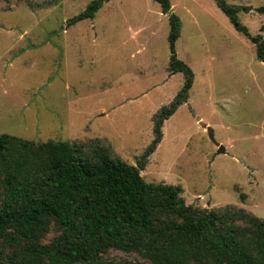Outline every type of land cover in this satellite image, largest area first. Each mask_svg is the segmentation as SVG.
I'll return each instance as SVG.
<instances>
[{"label":"rangeland","instance_id":"obj_1","mask_svg":"<svg viewBox=\"0 0 264 264\" xmlns=\"http://www.w3.org/2000/svg\"><path fill=\"white\" fill-rule=\"evenodd\" d=\"M90 1L0 0V134L104 145L141 162L145 180L180 185L188 204L264 218V61L249 35L217 0H170L175 52L193 83L145 155L155 113L185 80L170 64V12L157 0H106L93 18L69 22ZM226 2L264 37V0ZM107 258L140 257L112 249Z\"/></svg>","mask_w":264,"mask_h":264},{"label":"trees","instance_id":"obj_2","mask_svg":"<svg viewBox=\"0 0 264 264\" xmlns=\"http://www.w3.org/2000/svg\"><path fill=\"white\" fill-rule=\"evenodd\" d=\"M104 1L91 0L69 22L93 18ZM157 2L170 12V0ZM217 2L264 61V37L250 36L237 17L239 6ZM169 20L172 72L182 71L185 80L155 113L145 155L160 142L164 120L193 83L191 67L175 52L179 17L170 12ZM142 167L100 144L86 151L77 141L1 133L0 264H110L112 249L139 255L124 264H264V218L242 207L188 204L180 185L147 181Z\"/></svg>","mask_w":264,"mask_h":264},{"label":"water","instance_id":"obj_3","mask_svg":"<svg viewBox=\"0 0 264 264\" xmlns=\"http://www.w3.org/2000/svg\"><path fill=\"white\" fill-rule=\"evenodd\" d=\"M202 125H203L204 127L207 128V130H208L210 136L213 138V131H212V128H211L209 125H206L205 123H202ZM220 150L223 151V150H224V147L221 146V147H220Z\"/></svg>","mask_w":264,"mask_h":264}]
</instances>
